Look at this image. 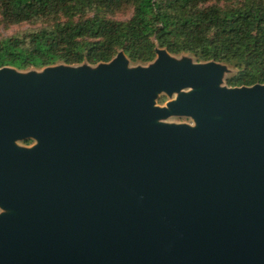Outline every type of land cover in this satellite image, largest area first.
<instances>
[{"label":"water","instance_id":"95a60500","mask_svg":"<svg viewBox=\"0 0 264 264\" xmlns=\"http://www.w3.org/2000/svg\"><path fill=\"white\" fill-rule=\"evenodd\" d=\"M125 67L0 69V264H264V86L166 51Z\"/></svg>","mask_w":264,"mask_h":264},{"label":"trees","instance_id":"16d2710c","mask_svg":"<svg viewBox=\"0 0 264 264\" xmlns=\"http://www.w3.org/2000/svg\"><path fill=\"white\" fill-rule=\"evenodd\" d=\"M125 6L132 8L128 19L111 18ZM0 17L44 22L0 40V69L97 65L118 53L144 64L159 48L228 66L229 88L264 86V0H0Z\"/></svg>","mask_w":264,"mask_h":264},{"label":"rangeland","instance_id":"374dc122","mask_svg":"<svg viewBox=\"0 0 264 264\" xmlns=\"http://www.w3.org/2000/svg\"><path fill=\"white\" fill-rule=\"evenodd\" d=\"M213 3L217 4L221 7L229 6L231 4L235 5V3L233 1H216ZM213 3H211V4H213ZM131 14H132V8L125 6L121 9L117 10L116 12H114L111 15V18L114 20L122 21V20L128 19L131 16ZM43 24H44L43 21H38V22H33V23L28 22V23H21V24H10V23L3 21L0 17V40L3 38H6V37H10V36H13L16 34L23 33L25 31L35 30L37 28H40ZM158 51H165V50L156 48L155 59L152 62L144 63V64L143 63H131L128 61V59L122 53H118L112 60H114L118 55L122 54L126 59V67H125L126 70L131 71V70H134L136 68L147 69L150 66H152L155 63V61L157 60V52ZM169 56L176 63H179V64H184L186 62H188L194 66L205 64V62L196 61L190 54H187V53H182V54H178V55H169ZM109 63L97 64V65H89L86 63H81L78 65H66V64L59 62V63H56L54 65H51L48 67H43V68L29 67V68L24 69V70H16V69L11 68V67H7V68L12 69L18 75L27 76L29 74H33L35 76H39V75H42L46 69L60 68L61 67V68L71 69V70L77 72L81 68H88L90 71H94V70L98 69L101 65H108ZM220 65L222 66V64H220ZM233 73H234V71L232 69H230L228 66H225V71L220 77V83L218 84V87L229 89V87H227L224 84V81L227 77L231 76ZM191 91H192V89L185 88V89H182L178 92H172L171 94H167L166 92H158V93H156V97L154 99V106L160 107V108L166 107V105L169 102L175 101L180 94H182V93L186 94V93H189ZM155 123L165 124V125H187L190 127L196 126V123L194 122V120L191 117L173 116V115H170L166 118L159 119ZM32 142L34 143V141L31 139L16 141L15 146L17 148L27 149L28 146L33 145ZM13 214H15V212L13 210L6 209V208H3L2 206H0V215H13Z\"/></svg>","mask_w":264,"mask_h":264},{"label":"flooded vegetation","instance_id":"af4514ba","mask_svg":"<svg viewBox=\"0 0 264 264\" xmlns=\"http://www.w3.org/2000/svg\"><path fill=\"white\" fill-rule=\"evenodd\" d=\"M31 140H33V139H31ZM34 141V140H33ZM33 143V142H32ZM36 144V142L34 141V143H33V145H31V146H28L27 147V149H30V148H32L34 145Z\"/></svg>","mask_w":264,"mask_h":264}]
</instances>
